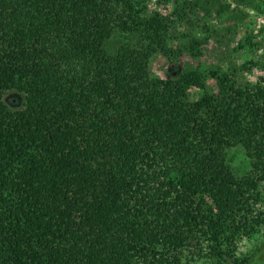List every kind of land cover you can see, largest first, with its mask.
Here are the masks:
<instances>
[{"label": "trees", "instance_id": "1", "mask_svg": "<svg viewBox=\"0 0 264 264\" xmlns=\"http://www.w3.org/2000/svg\"><path fill=\"white\" fill-rule=\"evenodd\" d=\"M174 2L168 15L148 13L147 0H0V264L255 257L236 253L264 236V77L239 73L260 60L176 66L164 78L149 66L155 53L170 64L201 54L204 38L178 29L195 10L248 14L226 0ZM234 146L249 162L243 174L228 158Z\"/></svg>", "mask_w": 264, "mask_h": 264}, {"label": "rangeland", "instance_id": "2", "mask_svg": "<svg viewBox=\"0 0 264 264\" xmlns=\"http://www.w3.org/2000/svg\"><path fill=\"white\" fill-rule=\"evenodd\" d=\"M226 2L230 3L232 9H242L248 15L242 21H237L235 18H231L233 15L232 10L223 12L221 15H217L213 11L207 16H203V13L198 9L195 10L190 18L194 21V25L191 27L180 26L178 29L186 31L190 35L204 38L199 47L201 54L198 57H191L187 52L183 51L176 58L175 63L170 64L162 54L155 53L151 57L149 64L151 74L164 78L168 71H173L176 66L182 69L198 68L203 70L213 67L226 69L231 64L239 66L250 59H259L260 62L258 64H249L250 69L240 72L239 75L241 79L249 81H257L259 77H264V2L255 0V3L262 8L261 12L246 2L242 3L235 0H226ZM150 3H152V0H147L148 13L156 10L171 15L177 6L174 0H168L166 4L154 0L155 6L153 8H149ZM203 24L209 25L214 31L206 39L205 36L208 32L203 29ZM233 24H235L234 27ZM231 27H233V31L228 30ZM260 28H262L261 32ZM249 34L255 35L252 40L260 43L257 49L252 50L250 48L247 41ZM117 39L118 37H114V40ZM187 39L188 37L180 38L176 43L184 45L188 42ZM207 87L209 90L216 92L214 79H207ZM191 96L193 99H199L203 96V91L193 87L191 88ZM4 99L10 106L15 108L20 107L23 102V96L15 91L6 93ZM228 158L233 169L238 174L245 173L250 167L241 146L229 148ZM255 250L258 251L255 252ZM246 252H255V257H252L247 264H264V236L261 233L239 242L237 257L245 255Z\"/></svg>", "mask_w": 264, "mask_h": 264}, {"label": "clouds", "instance_id": "3", "mask_svg": "<svg viewBox=\"0 0 264 264\" xmlns=\"http://www.w3.org/2000/svg\"><path fill=\"white\" fill-rule=\"evenodd\" d=\"M155 6L154 0H152V3L149 4V8H153Z\"/></svg>", "mask_w": 264, "mask_h": 264}]
</instances>
